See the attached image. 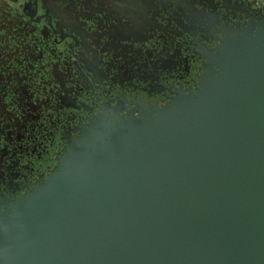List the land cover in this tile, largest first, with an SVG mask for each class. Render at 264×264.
Here are the masks:
<instances>
[{
  "label": "water",
  "instance_id": "95a60500",
  "mask_svg": "<svg viewBox=\"0 0 264 264\" xmlns=\"http://www.w3.org/2000/svg\"><path fill=\"white\" fill-rule=\"evenodd\" d=\"M217 49L197 94L110 116L0 213V264H264V33Z\"/></svg>",
  "mask_w": 264,
  "mask_h": 264
},
{
  "label": "flooded vegetation",
  "instance_id": "af4514ba",
  "mask_svg": "<svg viewBox=\"0 0 264 264\" xmlns=\"http://www.w3.org/2000/svg\"><path fill=\"white\" fill-rule=\"evenodd\" d=\"M258 32L257 0H0V213L82 135L197 94L224 40Z\"/></svg>",
  "mask_w": 264,
  "mask_h": 264
},
{
  "label": "rangeland",
  "instance_id": "374dc122",
  "mask_svg": "<svg viewBox=\"0 0 264 264\" xmlns=\"http://www.w3.org/2000/svg\"><path fill=\"white\" fill-rule=\"evenodd\" d=\"M261 5L264 6V0H257Z\"/></svg>",
  "mask_w": 264,
  "mask_h": 264
}]
</instances>
